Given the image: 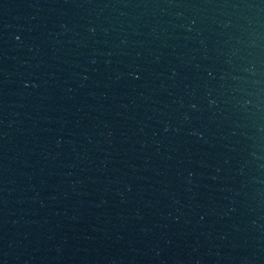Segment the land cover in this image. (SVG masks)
Masks as SVG:
<instances>
[{"label":"water","instance_id":"obj_1","mask_svg":"<svg viewBox=\"0 0 264 264\" xmlns=\"http://www.w3.org/2000/svg\"><path fill=\"white\" fill-rule=\"evenodd\" d=\"M0 264H264V0H0Z\"/></svg>","mask_w":264,"mask_h":264}]
</instances>
